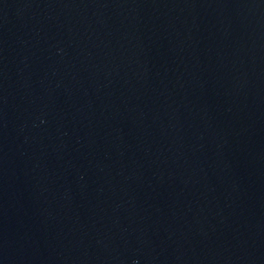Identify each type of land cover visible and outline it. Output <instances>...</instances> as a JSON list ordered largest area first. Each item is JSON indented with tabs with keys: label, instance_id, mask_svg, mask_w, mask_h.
Masks as SVG:
<instances>
[{
	"label": "water",
	"instance_id": "1",
	"mask_svg": "<svg viewBox=\"0 0 264 264\" xmlns=\"http://www.w3.org/2000/svg\"><path fill=\"white\" fill-rule=\"evenodd\" d=\"M0 264H264V0H0Z\"/></svg>",
	"mask_w": 264,
	"mask_h": 264
}]
</instances>
